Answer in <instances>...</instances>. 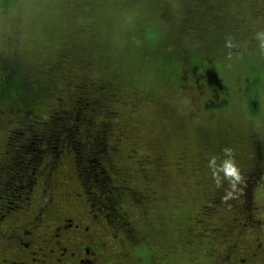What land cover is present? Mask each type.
I'll list each match as a JSON object with an SVG mask.
<instances>
[{"label": "rangeland", "instance_id": "obj_1", "mask_svg": "<svg viewBox=\"0 0 264 264\" xmlns=\"http://www.w3.org/2000/svg\"><path fill=\"white\" fill-rule=\"evenodd\" d=\"M227 2L216 9L212 0H0V59L36 74L49 66L46 76L53 73L55 97L43 100L37 113L59 102V117L70 121L67 101L75 95L78 120L88 131L112 110L120 160L131 169L144 155L162 159L161 173L153 164L147 169L157 195L151 208L158 216L151 219H168L154 237V251L157 241L181 246L176 238L203 202L202 187L215 185L207 163L212 155L231 146L243 168L254 145L264 153V50L254 38L264 28V0ZM213 9L230 19L229 36L212 31ZM190 51L194 69L182 77ZM87 81L95 86L88 83L92 97L81 85ZM11 116L0 114V151ZM131 149L134 157L127 156ZM260 164L264 169V156ZM253 204V218L264 226V182ZM182 249L162 264L188 263L178 258Z\"/></svg>", "mask_w": 264, "mask_h": 264}, {"label": "flooded vegetation", "instance_id": "obj_2", "mask_svg": "<svg viewBox=\"0 0 264 264\" xmlns=\"http://www.w3.org/2000/svg\"><path fill=\"white\" fill-rule=\"evenodd\" d=\"M227 1L212 4L217 9ZM225 18L216 15L223 23ZM88 83L95 87L83 82L85 92ZM48 111L39 122L23 119L19 127L20 133H31L33 149L43 153H15L10 155L14 165L0 168L6 171L0 176V264H162L181 246L178 258L185 256V264H264V226L253 218L258 211L254 191L264 182L261 154L241 168L244 180L234 196L224 199L227 181L222 187L203 186V202L176 238L181 246L157 241L154 251V237L168 219H151L157 215L151 208L157 195L147 169L153 164L161 173L162 159L144 155L133 169L122 162L121 133L113 119L112 125L102 122L92 133L81 128L68 138L79 153L63 148L53 153L55 113ZM45 142L41 149L39 143ZM135 155V149L127 152ZM138 181L145 182L142 188Z\"/></svg>", "mask_w": 264, "mask_h": 264}, {"label": "trees", "instance_id": "obj_3", "mask_svg": "<svg viewBox=\"0 0 264 264\" xmlns=\"http://www.w3.org/2000/svg\"><path fill=\"white\" fill-rule=\"evenodd\" d=\"M210 18L211 19L209 20V22H211V24L213 25H211L212 31L229 36L230 25L228 23L230 22V19L228 17L224 19L225 23H223V21H218L213 9ZM251 22L252 24H254L255 19L251 20ZM8 56L10 57V55ZM14 62L15 61H10L9 58L8 60H0V114L2 116H5L12 113L13 115L8 118L9 129H7L5 140L1 143L2 150L0 151V168H2L1 165H6V170H9L10 167L14 165V159L10 155H13L15 153H43L42 150L35 151L33 149L37 145L32 142L33 137L31 133L27 131L20 133L19 127L20 125H22L21 122L23 119L39 122L38 120H42V118L46 117L49 111L46 114L36 113V110H39L40 108L37 106L41 104L43 100L44 104L46 100L55 97V94H53L54 86L53 84L49 83V79L53 75L52 71L50 70V75L46 76L47 71L50 68L49 66H47L46 68H44L43 66L42 72L40 74H36V69L22 66L19 62V64H15ZM193 62L195 61L192 60V53L190 51L188 56L184 58V69L182 72V77H185L188 71L194 69ZM34 66L37 67V64ZM45 78L47 80H44ZM87 91L89 97H92L93 94L89 92L91 91L90 88L87 89ZM98 91L99 88L97 89V97L98 99H100L101 94ZM69 97L70 96H68V98ZM72 97L73 96H71V99ZM71 99L67 101V107L70 108L68 115H70V118L72 117L70 121L67 120L68 122L62 120V118H58L59 112H61L64 108L60 107L59 102H56L55 107L51 108L52 112L55 113V129L54 134L52 135V139L54 140V146L57 144V146L52 148L53 153H58L59 148H63L65 150V153H77L73 149H76L78 152H80L78 148L74 147V145L72 144V140H68V138H74V136H76V131L81 129L82 125L78 120L79 108H74V103H71ZM255 108L256 104L253 103V110ZM49 109L50 108H48V110ZM109 112V116L107 117L106 115H104V118L99 119L97 124L106 121L110 122L112 110L109 109ZM97 114L101 113L98 112ZM92 119L96 120V115H93ZM50 126H52L51 123ZM94 129L96 128L94 127L92 130ZM88 132L92 133V131ZM60 141L62 142L63 146H58V143ZM47 142L39 143L41 149L49 144ZM253 147L254 148L251 151L253 155L249 156H260L261 154V158H263L264 153L261 147L256 145H254ZM5 153H7V155ZM5 172V169L0 172V176L2 177V179L4 178L3 176ZM1 192L2 190L0 185V194Z\"/></svg>", "mask_w": 264, "mask_h": 264}, {"label": "clouds", "instance_id": "obj_4", "mask_svg": "<svg viewBox=\"0 0 264 264\" xmlns=\"http://www.w3.org/2000/svg\"><path fill=\"white\" fill-rule=\"evenodd\" d=\"M254 38L259 48L264 50V28L255 31ZM228 43L231 45L230 40ZM222 152V156L212 155L207 163L217 187H222L227 181L229 187L226 189L224 199H228L241 191L240 185L244 177L237 162L235 150L231 146H224Z\"/></svg>", "mask_w": 264, "mask_h": 264}]
</instances>
